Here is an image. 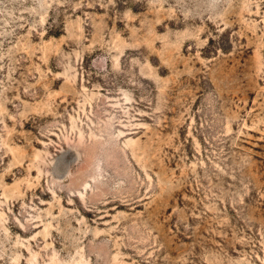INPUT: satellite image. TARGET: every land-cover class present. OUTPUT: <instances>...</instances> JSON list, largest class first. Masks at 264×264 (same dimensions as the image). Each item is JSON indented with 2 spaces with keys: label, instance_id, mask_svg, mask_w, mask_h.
I'll return each instance as SVG.
<instances>
[{
  "label": "rangeland",
  "instance_id": "1",
  "mask_svg": "<svg viewBox=\"0 0 264 264\" xmlns=\"http://www.w3.org/2000/svg\"><path fill=\"white\" fill-rule=\"evenodd\" d=\"M0 264H264V0H0Z\"/></svg>",
  "mask_w": 264,
  "mask_h": 264
}]
</instances>
